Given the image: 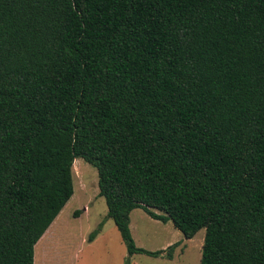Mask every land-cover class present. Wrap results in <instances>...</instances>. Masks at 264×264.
Wrapping results in <instances>:
<instances>
[{
	"label": "trees",
	"instance_id": "trees-1",
	"mask_svg": "<svg viewBox=\"0 0 264 264\" xmlns=\"http://www.w3.org/2000/svg\"><path fill=\"white\" fill-rule=\"evenodd\" d=\"M80 158L130 256L177 246H136L143 209L264 264V0H0V264H38Z\"/></svg>",
	"mask_w": 264,
	"mask_h": 264
},
{
	"label": "rangeland",
	"instance_id": "rangeland-1",
	"mask_svg": "<svg viewBox=\"0 0 264 264\" xmlns=\"http://www.w3.org/2000/svg\"><path fill=\"white\" fill-rule=\"evenodd\" d=\"M73 180V197L35 247L38 264H201L205 230L188 240L173 222L155 220L143 209L131 214L136 246L151 252L177 246L168 252L173 259L130 256L116 224L108 218L105 198L99 195L97 169L84 159H77ZM95 232L99 233L90 240Z\"/></svg>",
	"mask_w": 264,
	"mask_h": 264
},
{
	"label": "crops",
	"instance_id": "crops-1",
	"mask_svg": "<svg viewBox=\"0 0 264 264\" xmlns=\"http://www.w3.org/2000/svg\"><path fill=\"white\" fill-rule=\"evenodd\" d=\"M130 227L132 228V220H131ZM180 244H181V243H180ZM167 245H170V243H167ZM162 251H166V249H163Z\"/></svg>",
	"mask_w": 264,
	"mask_h": 264
}]
</instances>
